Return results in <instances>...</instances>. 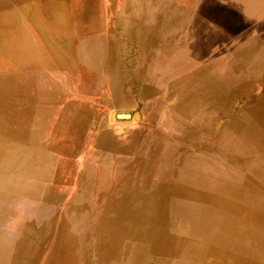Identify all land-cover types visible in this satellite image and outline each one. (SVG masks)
Instances as JSON below:
<instances>
[{
	"label": "bare ground",
	"instance_id": "1",
	"mask_svg": "<svg viewBox=\"0 0 264 264\" xmlns=\"http://www.w3.org/2000/svg\"><path fill=\"white\" fill-rule=\"evenodd\" d=\"M84 1L102 11L114 7L117 16L112 26L104 17L98 33L76 38L77 59L96 61L111 55L112 46L121 57L128 43L138 46L142 56L180 55L168 69L178 74L179 110L193 118V138L203 154L193 164L192 184L199 189L194 196L199 199L177 202L181 187L160 185L157 200H132L130 216L121 211L115 218L61 217L60 197L48 185L60 176L58 162L50 154H32L33 145L26 148L36 138L30 123L40 115L32 111L31 78L22 72L25 55L16 43L23 39L21 25L36 13V5L51 22L65 26L72 0H0V226L15 201L42 204L18 219L13 250L8 257L0 251V264H264V94L257 92L264 85V53L263 59L252 57L259 43L230 49L222 45L230 51L209 73V63L201 61L204 48L172 51L177 35L161 31L157 15L153 23L146 22V0L117 5L115 0ZM165 5L176 22L175 4L165 0ZM165 26L173 28L170 22ZM162 44L169 51H151ZM223 118L227 121L220 125ZM156 159L149 160V169ZM170 160L160 155L158 162L169 166ZM228 168L232 177L219 172ZM147 181L142 187H148ZM141 204L142 217H134V205ZM4 237L0 231V239Z\"/></svg>",
	"mask_w": 264,
	"mask_h": 264
},
{
	"label": "crops",
	"instance_id": "2",
	"mask_svg": "<svg viewBox=\"0 0 264 264\" xmlns=\"http://www.w3.org/2000/svg\"><path fill=\"white\" fill-rule=\"evenodd\" d=\"M72 5L65 26L51 22L36 5V13L21 25L23 39L16 43L25 55L22 72L31 78L32 111L40 115L30 123L36 138L26 148L33 145L32 154H50L58 162L60 176L48 185L60 197V216L115 218L121 211L130 216L132 200L136 196L157 200L160 185L181 187L174 198L177 202H198L193 164L203 154L193 138V118L179 110L178 74L168 69L180 55L164 54L169 47L162 44L156 49L163 54L142 56L138 46L128 43L121 57L115 56L112 46L111 55L79 60L74 56L76 38L98 33L104 17L112 26L116 11L114 7L102 11L83 0H72ZM148 93L153 95L149 111L142 110V96ZM217 128L218 124L214 131ZM163 145L171 150L161 151ZM160 155L171 157L169 166L160 165ZM219 172L224 177L234 175L230 168ZM145 179L148 187H142ZM18 211L17 200L0 226L5 236L0 239V251L7 257L18 231ZM133 215L142 217V204L134 205Z\"/></svg>",
	"mask_w": 264,
	"mask_h": 264
},
{
	"label": "rangeland",
	"instance_id": "3",
	"mask_svg": "<svg viewBox=\"0 0 264 264\" xmlns=\"http://www.w3.org/2000/svg\"><path fill=\"white\" fill-rule=\"evenodd\" d=\"M84 1V0H83ZM121 0H115L116 5ZM175 4L176 22H171L169 9L165 0H146L142 15L148 24L154 22V17H160L159 28L161 31L170 30L177 35L173 49L180 53L193 49L195 46L204 48L201 61L209 63V73H213L219 63L224 61V55L230 50H225L222 45L230 49L238 43L252 44L253 40L259 43L257 51L252 57L262 58L264 53V0H172ZM85 2V1H84ZM134 3V0H131ZM117 16V9H115ZM148 18V19H147ZM173 24L172 30L165 23ZM188 43L189 47L177 48V44ZM158 48V46H156ZM150 48L152 52L158 49ZM190 48V49H189ZM233 48V47H232ZM158 50V51H157ZM200 54V55H201ZM229 56L233 58L230 54ZM230 57L228 59H230ZM215 67V68H214ZM155 70V69H153ZM245 73V72H244ZM250 78L251 74H244ZM243 76L244 79H247ZM259 75L255 74L254 78ZM259 94H264V85L259 87ZM198 94H196V97ZM202 96V95H201ZM203 98V96H202ZM153 95L142 96V110H150ZM143 116V115H142ZM147 118V117H145ZM148 120V118H147ZM41 207V202L30 203L26 199L19 201V219L30 216L33 207Z\"/></svg>",
	"mask_w": 264,
	"mask_h": 264
}]
</instances>
